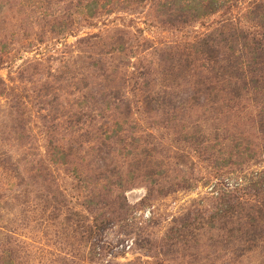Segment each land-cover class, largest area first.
Returning a JSON list of instances; mask_svg holds the SVG:
<instances>
[{
  "label": "rangeland",
  "instance_id": "374dc122",
  "mask_svg": "<svg viewBox=\"0 0 264 264\" xmlns=\"http://www.w3.org/2000/svg\"><path fill=\"white\" fill-rule=\"evenodd\" d=\"M262 1L0 0V264H264Z\"/></svg>",
  "mask_w": 264,
  "mask_h": 264
},
{
  "label": "trees",
  "instance_id": "16d2710c",
  "mask_svg": "<svg viewBox=\"0 0 264 264\" xmlns=\"http://www.w3.org/2000/svg\"><path fill=\"white\" fill-rule=\"evenodd\" d=\"M247 1L246 3V10L250 9L251 13H255L256 8H259L255 0H243ZM263 6H264V0L262 1ZM179 6V3L177 4ZM251 7V8H250ZM181 6L177 8L178 11H180ZM257 17H264V10H259V13L257 14ZM231 21H229L225 25L226 31L229 30V27L231 28V34L233 36H236L237 34L240 35L243 39L249 38L250 46H252L253 51L260 52V55H264V24L262 26H259V29H256L255 27L253 28L251 25H237V24H232ZM203 46H206V43H202ZM200 47V46H199ZM202 49V47H201ZM205 51V49H202ZM207 53H210V50H207ZM261 55V56H262ZM209 61H212L214 58L208 56ZM263 155H264V150H263ZM61 162H59L60 164ZM1 264H13V262L9 259H7V262L2 261Z\"/></svg>",
  "mask_w": 264,
  "mask_h": 264
}]
</instances>
